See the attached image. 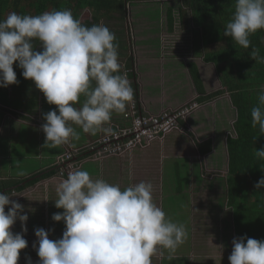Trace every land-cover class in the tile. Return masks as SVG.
I'll list each match as a JSON object with an SVG mask.
<instances>
[{"label":"crops","instance_id":"crops-1","mask_svg":"<svg viewBox=\"0 0 264 264\" xmlns=\"http://www.w3.org/2000/svg\"><path fill=\"white\" fill-rule=\"evenodd\" d=\"M169 8L171 6L165 3L139 4L132 8L126 6L124 14H105L97 18L88 9L71 10L74 18L79 19L84 26L103 23L115 33V43L119 45L120 72L127 74L133 89L131 101L136 102L138 113L157 115L191 101L199 102V108L181 122L185 133L171 132L160 142L152 143L144 149L132 150L120 157L83 160V154L73 159L79 163L73 169L86 170L91 178H102L109 183L119 184L122 189L140 181L151 182L154 186V201L164 210L166 218L176 223H186L188 237L184 246L187 249L181 256L187 264H197L198 256L191 254L203 253L200 249L202 246L198 245L203 243L202 239L213 235L214 226H211L208 219L211 203L209 197L217 189H225L227 140L233 137L236 114L227 92L215 96L223 87L218 80L215 65L205 62L203 52L201 56L199 54L198 49L203 51L204 47L200 36L193 33L196 30L192 24L189 23L190 26L183 30L174 13L172 27H168L166 19L164 30L157 34L154 32L158 28L152 30L154 20L158 21L159 16L166 18ZM150 13L156 16L155 19L150 17ZM110 16H113L112 20ZM180 41L184 47L181 45L180 48L176 44ZM33 43L35 50L40 51L39 42ZM179 61L182 69L177 72L174 66ZM191 66H196V75L201 85L198 81L196 86L195 71ZM13 68L18 83L0 87V188L5 184L11 185L14 189L9 194L17 196L10 199L24 205V213L28 215L26 233H23L19 220L11 229L14 234L21 233L27 240V247L20 251L18 264H27L28 258L32 264H38L39 257L33 248V244L37 243L35 229L49 231V239L56 240L62 238L65 228L63 221L52 220L54 213L63 212V209L55 207L54 202L57 198L55 187L62 178L53 175L43 177L22 191H17L14 185L47 175L57 167L68 172L73 163L65 162L62 166L54 167L56 158L95 142L106 133L91 135L73 124L79 133L78 140H70L68 144L56 148L44 146L45 134L41 125L46 121L43 114L57 110V107L48 104L34 82L22 76L23 70L18 67V62L14 63ZM178 73L182 74L186 82V89L182 91L177 88ZM92 86H95L94 81ZM197 87L201 90L204 88L203 92H198ZM211 96L213 98L210 99ZM84 99L82 95L75 106H82ZM131 101L122 113L112 114L109 126L113 131L130 124ZM195 168L199 178L193 176ZM64 178H67L66 173ZM167 253L168 250H160L153 256L152 264H176L173 263L176 261V253L169 256Z\"/></svg>","mask_w":264,"mask_h":264},{"label":"clouds","instance_id":"clouds-1","mask_svg":"<svg viewBox=\"0 0 264 264\" xmlns=\"http://www.w3.org/2000/svg\"><path fill=\"white\" fill-rule=\"evenodd\" d=\"M262 29L264 0H235L224 36L248 49L250 35ZM33 41L39 42L40 51ZM115 41V33L103 23L84 26L70 9L39 15L11 12L0 20V87L18 83L13 68L18 62L22 76L34 82L48 104L57 107L58 111L43 114L44 146L56 148L78 140L73 124L91 135L113 134L112 114L122 113L133 99L127 74L120 72ZM250 57L264 63L258 48L252 47ZM82 95V106L76 107ZM251 126L264 135V89L258 93V105L251 109ZM255 155L264 160V148L255 150ZM255 188L264 189V177ZM55 192V207L63 212L54 213L52 220L63 221L65 228L56 240L49 239V231L35 229L38 264H152L160 250L175 252L188 237L186 225L166 218L154 201L151 182L122 189L119 184L91 178L86 170L71 169ZM12 196L17 195L0 193V264H18L20 251L27 247L24 236L11 230L19 220L26 233L28 220L25 206L11 200ZM232 245L230 264H264V240L243 236L234 238ZM27 264H32L30 258Z\"/></svg>","mask_w":264,"mask_h":264},{"label":"trees","instance_id":"trees-1","mask_svg":"<svg viewBox=\"0 0 264 264\" xmlns=\"http://www.w3.org/2000/svg\"><path fill=\"white\" fill-rule=\"evenodd\" d=\"M147 3L171 6L166 17L169 28L173 26L174 13L183 30L190 26L189 23L192 24L196 30L193 33L200 36L204 51L207 52L204 60L215 65L218 80L223 87L215 96L227 92L235 109L234 134L228 138L226 147L228 170L225 189L221 198L217 196L218 192L209 197L216 203L209 204L208 217L214 229L216 225L211 221L220 225L217 230L219 244L230 255L234 238L246 236L264 240V189L255 188V184L264 177V160L255 155V150L264 148V135L259 134L258 127L251 126V109L258 105V93L264 89V63H257L250 57L252 47L258 48L260 55L264 56V29L250 35L251 46L248 49L236 44L231 37L224 36L225 25L235 11V0H0V20L11 12L39 15L45 11L63 9H88L97 18L105 14H124L126 6L132 8ZM175 4L177 6L173 7ZM112 17L109 19L112 20ZM191 67L195 71L194 82L198 86L197 68ZM197 90L199 92L201 88L197 87ZM89 157L85 155L83 160ZM59 171L57 167L30 182H17L14 187L17 191L25 190L43 177L58 176ZM12 189L11 185L5 184L1 186L0 193H10Z\"/></svg>","mask_w":264,"mask_h":264},{"label":"built area","instance_id":"built-area-1","mask_svg":"<svg viewBox=\"0 0 264 264\" xmlns=\"http://www.w3.org/2000/svg\"><path fill=\"white\" fill-rule=\"evenodd\" d=\"M198 108L199 104L191 101L175 110L157 115L140 114L136 110V102L131 101L129 112L131 122L128 126L117 128L113 134H105L95 142L57 157L54 165L62 166L65 162H72L73 169L79 164L73 159L83 154L90 155L91 160L120 157L132 150L144 149L152 143L160 142L171 132L185 133V127L181 122ZM65 173L67 174L61 169L58 177L64 178Z\"/></svg>","mask_w":264,"mask_h":264},{"label":"rangeland","instance_id":"rangeland-1","mask_svg":"<svg viewBox=\"0 0 264 264\" xmlns=\"http://www.w3.org/2000/svg\"><path fill=\"white\" fill-rule=\"evenodd\" d=\"M173 7L175 6H177L176 4L175 5H172ZM174 9V8H173ZM150 15V17H153L152 19H155V17L156 16H154L152 13H150L149 14ZM87 18V17H86ZM165 23H166V18H165V16H159V20L158 21H156V20H154V23L151 25V27H152V30L154 31L155 29H157L158 28V30L156 31V32H154L155 34H157L158 32H160L162 29L164 30V28H165ZM194 36H196V35H194ZM195 38V37H194ZM176 44H178L179 46H180V48H181V45H182V47H184V43L183 42H178V43H176ZM198 51H199V54H200V56H201V52H203V54L202 55H206V53L207 52H205L204 51V49H203V51L201 50V49H198ZM171 58V57H170ZM170 63L172 64V61H171V59H170ZM199 66H202L201 64H199ZM174 69H177V72H179L181 69H182V65H181V62L179 61L178 62V64L176 63V66H174ZM203 69V68H202ZM201 69V70H202ZM178 78H179V81H178V83H177V88L180 90V91H182L184 88L186 89V86H185V81L183 80V77H182V74L181 73H178ZM85 165H88V164H85ZM196 171H197V168H195V170H194V172H193V176L194 177H196L197 176V178H199V176L200 175H196ZM218 192V197L220 196V198H221V194H222V192L223 191H219V189H217L216 190V193ZM179 197H181V194H179ZM210 199V198H209ZM216 200L218 201V203L220 202L221 203V200L219 199V198H216ZM202 201L204 202V199H202ZM210 202L211 203H213V204H215L216 203V201L215 200H211L210 199ZM211 222H213L215 225H216V227H215V229H213V231H212V236H210L209 238H206L205 240L204 239H202L203 240V243L201 244V245H198V246H202L200 249L201 250H203V253H202V251L201 252H198L197 254H195V252H194V254H191V256H194L195 257V255L196 256H198V258H199V260L197 261V264H228V263H226V262H229V259H228V257L230 256L229 255V253H228V250H226L225 252L222 250L224 247L222 246V245H220L219 244V238H218V236H219V234H218V232H217V230L219 229V227L218 226H220L219 224H217V222H215V221H211ZM179 224H181V223H184V225L186 224L185 222H183V221H179L178 222ZM213 224L211 223V226H212ZM214 226V225H213ZM186 241V240H185ZM185 241H184V243L183 244H181V245H183V246H179L176 250H175V252H169L168 251V253H167V256H169V255H172V253H176V259H174V260H176V261H173V263H176V264H187L186 262H185V260H184V258H182V256L181 255H184V252L186 251V249H187V246L185 245L184 246V244H185ZM192 241H193V239H192ZM197 244V243H196ZM193 246V245H192ZM197 248H199V247H197ZM199 250V249H198ZM196 251V250H195ZM204 251H206V253H204Z\"/></svg>","mask_w":264,"mask_h":264}]
</instances>
